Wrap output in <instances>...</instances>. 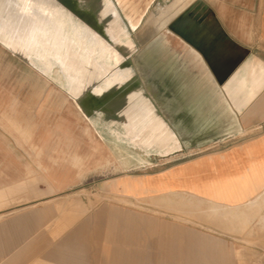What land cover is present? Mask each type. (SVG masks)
Masks as SVG:
<instances>
[{
  "label": "crops",
  "instance_id": "obj_1",
  "mask_svg": "<svg viewBox=\"0 0 264 264\" xmlns=\"http://www.w3.org/2000/svg\"><path fill=\"white\" fill-rule=\"evenodd\" d=\"M235 1L238 8L194 31L206 35L202 40L192 35L195 55L178 60L176 87L167 86L166 96L175 106L157 95L163 90L147 85L182 147L163 155L164 161H173L166 166L128 174L148 176L142 192L154 199H135L128 178L123 191L113 192L125 201L91 205L55 187L49 195L25 200L22 186L0 174V264H168L169 258L178 264L180 245L190 242L231 260L232 246L226 253L220 238L199 239L182 223L189 217L207 225L195 219L207 203L258 208L264 214V204H249L264 187V0ZM195 7L177 20L179 31L189 32L187 26L202 10ZM153 209L160 214L141 211ZM206 229L232 239L229 228ZM151 235L165 243L155 246L145 237ZM215 242L219 247L213 250Z\"/></svg>",
  "mask_w": 264,
  "mask_h": 264
},
{
  "label": "rangeland",
  "instance_id": "obj_2",
  "mask_svg": "<svg viewBox=\"0 0 264 264\" xmlns=\"http://www.w3.org/2000/svg\"><path fill=\"white\" fill-rule=\"evenodd\" d=\"M3 1L0 0V7ZM238 3L235 0H51L43 6L46 15L51 18L46 27L47 37L38 38V45L33 52L12 41L9 24L5 28L0 26L2 179L9 184L21 185L25 200L49 195L55 187L66 193H74L78 199L87 200L93 205L112 200L125 201L126 198H117L113 192L119 191V187L123 191L128 178H132L136 190L135 199H154L151 193L144 196V185L135 182L140 178L149 182L148 176L132 177L128 174H145L166 166L173 161H164L163 155L173 152L178 146L176 143L166 144L162 154L158 153L157 145H147L145 140L148 138H137L124 132L123 125L114 117L98 120L96 127L105 137L99 138L90 126V119L96 115L99 118L103 114L97 98L109 73L97 65L96 69L100 73L95 76L88 68L84 71L85 81L80 85L77 83L80 80L78 76H70V62L79 60L72 56V52L86 51L82 37L76 30L84 22L89 25L96 23L93 26L96 35L110 43V71H116L124 63L130 62L137 68L143 85H156L155 89L163 90L157 95L164 97L170 93L167 86L173 89L176 87L174 69L181 67L176 64L178 60L190 57L195 52L192 49L190 51L192 35L201 40L206 35L194 31L199 26L215 24V16L235 10ZM193 6L202 9L201 12L190 21L187 26L189 32L179 31L175 26L177 20ZM53 16H61L62 19L63 34L57 38V46L49 41L53 33ZM1 18L0 12V22ZM104 27L107 30H103ZM108 32L112 34L110 41L106 34ZM216 36L220 37L217 40H225L223 34ZM87 55L94 57L95 53ZM41 68L50 70L41 73L38 70ZM166 77L169 80L165 81ZM68 81L75 83L71 98L66 94ZM141 82L135 84L140 86ZM171 99L166 96L165 102L173 107L176 103ZM76 106H79L82 116ZM107 127L124 132L134 145H129L123 139L118 140V147L111 141ZM191 154V151L183 152L177 160ZM139 157L141 161H136ZM118 175L122 176L114 179ZM141 211L160 214V210L154 209ZM201 211L195 215V219L205 221L207 225L188 217L183 220V229L195 233L199 239L210 235L220 238L224 252L230 254L229 247L232 246L231 260L216 252L219 247L216 242L210 244L211 249H216L215 252L205 251L204 246H201L203 243L190 242L180 245L182 256L178 264H264V222H259L260 210L239 208L221 217L214 210L213 204L207 203L206 209ZM209 226L221 230L231 229L232 239L224 240L222 236L209 233L206 231ZM171 236L167 240L168 254L172 248ZM145 237L158 247L161 242L165 243L159 237ZM168 261V264L173 262L170 258Z\"/></svg>",
  "mask_w": 264,
  "mask_h": 264
},
{
  "label": "bare ground",
  "instance_id": "obj_3",
  "mask_svg": "<svg viewBox=\"0 0 264 264\" xmlns=\"http://www.w3.org/2000/svg\"><path fill=\"white\" fill-rule=\"evenodd\" d=\"M50 1L51 0H4L3 5L0 7V12L2 14L0 26L5 28L9 24L12 41L19 43L33 52V49L38 45V38L47 37L48 31L46 27L47 24L51 22V18L44 12L45 8L43 6ZM86 15V17H88V14ZM89 15L91 17L90 13ZM56 18L58 19L57 21ZM52 20L53 33H51V40L49 41L57 46L59 45L57 38L63 34L62 19L61 16H53ZM83 24V26L78 27L76 33L82 37L81 41L84 42L83 46L86 48V51L72 52V56L79 58V60L70 62L69 74L70 76H78L80 80H78L77 83L80 85L85 81L84 71L88 70V68L92 70L93 75L95 76L100 73L99 70L96 69L97 65H100L103 70L109 73V76L103 81V86L97 98V103L102 108L103 114L99 118H97L96 115L90 119V121H92L90 126L98 134L99 138L103 139L105 137L96 127L98 120L104 121L105 117H114L118 118V121L123 125L124 132H127L133 137L148 138V140H145L147 145H157L158 153L162 154L163 147L170 143H176L179 149L181 147L179 139L173 129H171L169 120L160 111L157 103L154 101V96L152 97L151 92L152 87L143 85L137 72V68L130 62L124 63L122 67L116 71H110L112 68V61L109 56L110 43L104 42L102 38L96 35L93 30V26H95L96 23L89 25L84 22ZM103 30L107 29L104 27ZM106 34L110 41L112 39V34L109 32ZM92 52L95 53L94 57H88L87 54ZM38 70L41 73H46L50 69L47 70L46 68H41ZM70 80L71 79L69 78V81ZM69 81L67 84L69 86L68 92H66V94L71 98L72 93L75 91V83H69ZM136 82H141V87L136 85ZM75 101L78 102V100ZM76 108L82 116V111L79 106H76ZM107 128L112 137L111 141L118 147V140L123 139L126 140L129 145H134L129 139H127L124 132L111 127ZM128 155L131 157L130 154ZM128 159L130 160V158ZM76 161L78 162V160ZM136 161H141V157ZM137 181L141 185L146 183V180L143 178H140L135 182ZM261 203L264 204V187H262V190H260L258 194L249 200V204ZM213 208L221 215V217H223L226 214L234 213L235 210H239V205L231 206L229 204L214 203ZM218 214L217 216H219ZM259 222H264V214L261 215ZM249 223H251V220H249Z\"/></svg>",
  "mask_w": 264,
  "mask_h": 264
},
{
  "label": "snow or ice",
  "instance_id": "obj_4",
  "mask_svg": "<svg viewBox=\"0 0 264 264\" xmlns=\"http://www.w3.org/2000/svg\"><path fill=\"white\" fill-rule=\"evenodd\" d=\"M222 55H224V54H222Z\"/></svg>",
  "mask_w": 264,
  "mask_h": 264
}]
</instances>
